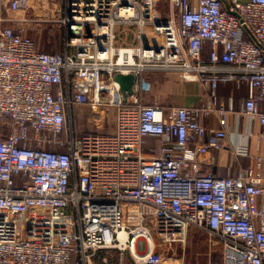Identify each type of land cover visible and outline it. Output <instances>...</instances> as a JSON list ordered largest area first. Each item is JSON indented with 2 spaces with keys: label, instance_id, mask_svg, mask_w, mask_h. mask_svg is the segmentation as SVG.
<instances>
[{
  "label": "built area",
  "instance_id": "1",
  "mask_svg": "<svg viewBox=\"0 0 264 264\" xmlns=\"http://www.w3.org/2000/svg\"><path fill=\"white\" fill-rule=\"evenodd\" d=\"M63 1L64 47L46 52L18 26L31 0H0V264H149L153 231L177 241L192 225L223 247L210 264H264L263 157L236 175L203 171L227 129L141 95L145 73L175 74L209 93L208 113L221 82L246 84L237 121L253 135L264 126V0H166L167 14L157 0ZM118 73L137 77L127 99ZM75 104L114 107L113 128L78 137Z\"/></svg>",
  "mask_w": 264,
  "mask_h": 264
},
{
  "label": "crops",
  "instance_id": "2",
  "mask_svg": "<svg viewBox=\"0 0 264 264\" xmlns=\"http://www.w3.org/2000/svg\"><path fill=\"white\" fill-rule=\"evenodd\" d=\"M210 46L207 45L205 55ZM142 99L147 104H157L168 109L172 106H188L200 108V121L211 128H226L227 140L222 150H212L202 164L203 171H212L218 176L236 175L241 170L255 164L257 157H263L262 172L264 173V135L260 145L258 135L264 133V126L255 122L252 126L253 135L244 136L245 122L237 121V115L248 96L246 84L238 85L236 82H221L218 90L217 111L207 113L213 104L212 98L203 87L195 81H183L175 74L163 72H147L143 79ZM233 106V111L228 107ZM240 143H247L250 154L236 155L234 148ZM156 139H149L145 152L157 155L160 146ZM159 235V234H158ZM158 238V237H157ZM211 235L207 229L190 226L187 232L188 242L186 251L190 257L204 256L205 261L200 264H210L212 261L223 262V247L210 241Z\"/></svg>",
  "mask_w": 264,
  "mask_h": 264
},
{
  "label": "rangeland",
  "instance_id": "3",
  "mask_svg": "<svg viewBox=\"0 0 264 264\" xmlns=\"http://www.w3.org/2000/svg\"><path fill=\"white\" fill-rule=\"evenodd\" d=\"M64 7L63 0H31L30 9L27 12L31 21L19 22L18 26L26 36L37 43L40 49L47 52H60L64 47L65 33L57 20L63 16ZM155 9L167 14L166 0H157ZM146 32L147 34L152 33L151 27H147ZM115 115L116 109L111 106H101L95 109L91 104L72 105V124L78 137L84 133L110 131L114 126ZM153 234L156 248L149 264H200L205 261L204 256H189L186 251L187 234L180 235L177 241L172 240L170 232L163 231L159 236L153 231ZM210 241L220 244L217 239L211 238ZM130 261L128 257L127 262Z\"/></svg>",
  "mask_w": 264,
  "mask_h": 264
},
{
  "label": "water",
  "instance_id": "4",
  "mask_svg": "<svg viewBox=\"0 0 264 264\" xmlns=\"http://www.w3.org/2000/svg\"><path fill=\"white\" fill-rule=\"evenodd\" d=\"M116 80L119 82L121 91L124 97L127 99L128 95L133 94L134 92V84L136 82L137 77L134 74H122L118 73L115 76Z\"/></svg>",
  "mask_w": 264,
  "mask_h": 264
},
{
  "label": "trees",
  "instance_id": "5",
  "mask_svg": "<svg viewBox=\"0 0 264 264\" xmlns=\"http://www.w3.org/2000/svg\"><path fill=\"white\" fill-rule=\"evenodd\" d=\"M38 48H39V47H38ZM39 50H42V49L39 48ZM42 51H45V50H42ZM46 52H47V51H46ZM50 52H56V51H50ZM156 141L159 142V145H158V146H160V145H161L160 141L157 140V139H156Z\"/></svg>",
  "mask_w": 264,
  "mask_h": 264
},
{
  "label": "bare ground",
  "instance_id": "6",
  "mask_svg": "<svg viewBox=\"0 0 264 264\" xmlns=\"http://www.w3.org/2000/svg\"><path fill=\"white\" fill-rule=\"evenodd\" d=\"M153 245H154V242L151 243V246H153Z\"/></svg>",
  "mask_w": 264,
  "mask_h": 264
}]
</instances>
